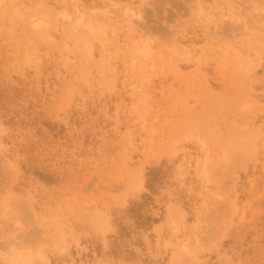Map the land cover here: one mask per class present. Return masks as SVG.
<instances>
[{
	"label": "rangeland",
	"instance_id": "374dc122",
	"mask_svg": "<svg viewBox=\"0 0 264 264\" xmlns=\"http://www.w3.org/2000/svg\"><path fill=\"white\" fill-rule=\"evenodd\" d=\"M212 1L0 0V264H264V0Z\"/></svg>",
	"mask_w": 264,
	"mask_h": 264
},
{
	"label": "bare ground",
	"instance_id": "6f19581e",
	"mask_svg": "<svg viewBox=\"0 0 264 264\" xmlns=\"http://www.w3.org/2000/svg\"><path fill=\"white\" fill-rule=\"evenodd\" d=\"M222 1V0H221ZM197 2H199V1H197ZM200 2H201V0H200ZM212 2H214V0L212 1ZM73 3V2H72ZM216 3V2H215ZM221 4V3H220ZM202 6V5H201ZM201 6H197L196 8H200L201 9ZM222 6V5H221ZM254 7V6H253ZM231 8V7H230ZM77 9V8H76ZM199 9V11H204L203 9H201L200 10ZM221 9V8H220ZM134 10V9H133ZM132 10V12H135V11H133ZM219 10V9H218ZM216 11L215 13L217 14V12L218 13H220V11ZM235 10V9H234ZM257 10V9H256ZM99 11V10H98ZM193 11H195V8H194V10ZM199 11L197 12V14L199 13ZM201 11V13L202 14H204L203 12ZM18 12V11H17ZM53 12H54V9H53ZM57 12V11H56ZM95 12V11H94ZM97 12V11H96ZM234 12V11H233ZM193 13V12H192ZM195 13V12H194ZM193 13V14H194ZM201 13H199V14H201ZM230 13H231V9H230ZM258 13V12H257ZM256 13V14H257ZM16 14V13H15ZM48 14V13H47ZM82 14V13H81ZM132 14V13H131ZM135 14H137L139 17H141L140 16V11L139 12H137V13H134V15H132L133 17L135 16ZM201 14V15H202ZM255 14V15H256ZM260 14V13H259ZM71 14H69L68 15V13H66V12H64V13H62V18H64V19H66L67 17V19H70V16ZM208 14L206 13V16H207ZM55 16V15H54ZM58 16H59V14H58ZM61 16V15H60ZM83 16H84V14H82V15H80L79 17H78V19H80V20H82L83 19ZM98 16V15H97ZM137 16V17H138ZM203 16V15H202ZM204 16H205V14H204ZM205 16V17H206ZM208 16H210V15H208ZM207 16V18H209ZM211 16H213L212 14H211ZM45 17H46V15H45ZM214 17V16H213ZM207 18H205V19H207ZM218 18V17H217ZM237 18V17H236ZM258 18V17H257ZM260 18V17H259ZM258 18V19H259ZM59 19H61L60 17H59ZM101 19V18H100ZM100 19H99V21H100ZM102 19H104V16H103V18ZM228 19V18H227ZM241 19V18H240ZM43 20V19H42ZM46 20V19H45ZM44 20V21H45ZM105 20H106V18H105ZM216 19H212V21L214 22ZM236 20H238L239 21V19H236ZM37 21H39V19L37 20ZM37 21H35L36 23H37V27H38V29H40V28H43V27H45L46 25H48L49 23H46V22H41V19H40V23H38ZM201 21V20H200ZM35 22H33L32 24L35 26ZM110 22V21H109ZM233 22H235V21H233ZM64 23H65V21H64ZM75 23V22H74ZM77 23V22H76ZM94 23V22H93ZM92 22H87V24H86V26L90 29V30H96L95 28H97L96 26L97 25H95V24H93ZM111 23V22H110ZM68 24V23H67ZM70 24V23H69ZM210 24V23H209ZM45 25V26H44ZM74 25V24H73ZM78 25V24H77ZM83 25H85V24H83ZM197 25V24H196ZM75 26H76V24H75ZM204 26V25H203ZM103 27H105V26H103ZM46 28V27H45ZM197 28V27H196ZM198 28H200L201 29V26L199 25V27ZM35 29H37V28H35ZM84 29H85V27H84ZM98 29V28H97ZM90 30H88V32H91ZM100 31V30H99ZM97 32V31H96ZM85 33V32H84ZM88 34V33H87ZM91 37V36H90ZM96 38V37H95ZM90 39V38H89ZM138 46V45H137ZM174 46V45H173ZM136 47V46H135ZM144 47V46H143ZM138 50V49H137ZM139 50H140V48H139ZM148 50H149V48L146 46V47H144L143 49H141V51L142 52H144L145 54L143 55V56H146L147 54H148ZM170 50V49H169ZM129 51V50H128ZM150 51V50H149ZM140 52V51H139ZM137 54V53H136ZM142 54V53H141ZM139 56H140V54H139ZM142 56V55H141ZM163 57H165V56H163ZM171 57H173V56H171ZM136 58H138V56H136ZM140 58H142V57H140ZM140 58L138 59V60H140ZM140 175V174H139ZM204 175H206L205 174V172H204ZM137 176H138V174H137ZM141 177V176H140ZM136 178V177H135ZM139 178V177H138ZM136 181V179L134 180V182ZM142 181V180H141ZM137 183H138V180H137ZM137 186V185H136ZM172 210V209H171ZM176 211V210H175ZM179 211V210H178ZM173 215V214H172ZM171 215V216H172ZM176 215V214H175ZM198 225V224H197ZM198 227V226H197ZM16 238H14L13 240H15ZM12 242V241H11ZM11 244V243H10ZM13 242H12V246L11 245H9V244H7V245H9V246H11V249L7 246V248H9L10 249V252H8L9 250H7V252H6V256H5V259H3V263H4V261H6L5 262V264H50V262L48 261V259H47V257L42 253V252H33L32 251V247L31 246H29V247H31V248H16V247H13ZM18 245V244H17ZM14 246H16V245H14ZM34 249V248H33ZM4 253H2V255H3Z\"/></svg>",
	"mask_w": 264,
	"mask_h": 264
}]
</instances>
